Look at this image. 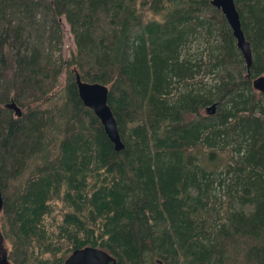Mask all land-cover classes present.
Wrapping results in <instances>:
<instances>
[{
    "label": "trees",
    "instance_id": "16d2710c",
    "mask_svg": "<svg viewBox=\"0 0 264 264\" xmlns=\"http://www.w3.org/2000/svg\"><path fill=\"white\" fill-rule=\"evenodd\" d=\"M235 2L250 71L211 0H0L9 262L93 247L118 264H264V0ZM76 73L108 87L124 150Z\"/></svg>",
    "mask_w": 264,
    "mask_h": 264
},
{
    "label": "water",
    "instance_id": "95a60500",
    "mask_svg": "<svg viewBox=\"0 0 264 264\" xmlns=\"http://www.w3.org/2000/svg\"><path fill=\"white\" fill-rule=\"evenodd\" d=\"M211 5L221 11L228 22L237 41V47L246 61L248 71H250L252 65V49L242 30L241 17L235 0H211ZM76 84L80 99L82 100L84 106L92 110L101 121L107 136L114 144L115 150L117 152L124 150L125 146L118 130L116 118L108 103V87L100 83L84 82L78 73H76ZM253 88L257 92L264 95V76L253 80ZM7 108L14 111L18 117L22 116L21 109L15 103L12 102L8 104ZM215 111L216 105L207 109L209 115L215 114ZM3 206L4 202L0 190V215L3 210ZM0 264H10L6 253L0 255ZM65 264H118V262L114 256L102 249L86 247L84 249L75 250L67 258Z\"/></svg>",
    "mask_w": 264,
    "mask_h": 264
},
{
    "label": "rangeland",
    "instance_id": "374dc122",
    "mask_svg": "<svg viewBox=\"0 0 264 264\" xmlns=\"http://www.w3.org/2000/svg\"><path fill=\"white\" fill-rule=\"evenodd\" d=\"M61 22H62V30H63V42L59 54L62 56L64 60H68L69 58H71L72 54L76 52L77 47L69 25L66 23L65 19H62ZM64 82H65V77L63 76L61 79V83L63 84ZM9 252H10V247L3 240L0 234V254L2 255L6 253L8 255ZM10 264L12 263L10 262Z\"/></svg>",
    "mask_w": 264,
    "mask_h": 264
},
{
    "label": "flooded vegetation",
    "instance_id": "af4514ba",
    "mask_svg": "<svg viewBox=\"0 0 264 264\" xmlns=\"http://www.w3.org/2000/svg\"><path fill=\"white\" fill-rule=\"evenodd\" d=\"M1 255V254H0Z\"/></svg>",
    "mask_w": 264,
    "mask_h": 264
}]
</instances>
